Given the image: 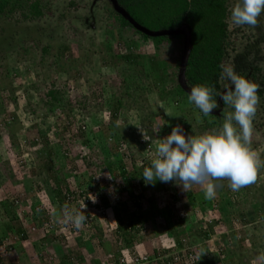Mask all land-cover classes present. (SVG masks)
Here are the masks:
<instances>
[{
  "label": "trees",
  "instance_id": "obj_1",
  "mask_svg": "<svg viewBox=\"0 0 264 264\" xmlns=\"http://www.w3.org/2000/svg\"><path fill=\"white\" fill-rule=\"evenodd\" d=\"M233 7V0H0V144L7 142L6 145L14 148L15 132L13 133L11 124L15 120V113L18 115L21 112L28 116L31 130L25 134L24 142L34 149L32 153L40 161L37 173L34 174L40 182L31 183L29 178L24 177L22 183L25 187L30 183L33 187H39V184L47 186L51 202L57 204L54 212L56 219L63 217L62 208L65 205L69 206L73 200L81 198L80 191L70 188L69 181L76 171L82 181L87 177L86 186L93 187L98 192L100 201L106 207L112 205L115 208L118 202L128 205L135 199L140 200L139 203L134 202L138 209L143 202L152 204L151 198L155 197L156 192L151 190L159 187L161 181L146 184L142 177L144 168L150 167L152 160L156 158V146L159 144L151 126L161 116L162 120L170 123L165 125L170 134L177 125L181 126L186 137L199 136V132L208 129L220 131L227 113L233 112L234 108L225 105L219 95H214L220 106L205 116L194 104L189 103L188 97L191 88L197 85L214 87L216 93L221 94L225 92L226 86L233 87L234 90L230 80L221 79V64L232 65L238 74L262 86L258 92L260 103L253 121L251 139V148L257 150L261 140L255 141L254 136L261 128L264 129V70L259 66V57L262 56L261 50L264 47V13L258 18L256 27L236 26L230 19ZM80 14L83 17L78 19ZM78 21L81 26H77ZM87 30L95 33L88 34ZM56 38L63 43L53 52L50 41ZM84 41L88 46L97 47L98 52L93 51L98 57L96 61L91 60L89 57L92 56L88 54L79 57L73 53L69 55L72 46L79 48ZM31 69L34 70L35 84L29 88L13 85L14 78H20L26 73L25 70ZM52 70L56 75L54 80L49 76ZM89 72L98 77V90L92 89L93 79L89 77ZM180 75L183 77L182 85L179 82ZM148 81L151 85L147 84ZM70 83L78 85L82 90L81 96H77L78 100L72 105L84 111L83 123L86 124L78 127L75 133L69 132L67 125L62 127V132H55L53 116L62 113L63 103L69 101L68 93L72 92L68 90ZM151 91L157 95L158 107L154 106L148 116H140L139 119L140 126L151 137L149 140L137 138L136 141L143 143L149 153L155 152V156L147 159L141 155L137 162L135 158L140 156L139 152L135 158L121 152L125 138L123 140L115 123L130 113L138 117V102ZM20 97L26 103L23 110H16ZM98 98L103 100L99 103L100 107L94 114H88L87 108L96 106L94 102ZM32 100L36 101L37 107L44 108L43 119L36 118V107ZM8 102L14 106V113L8 112ZM102 110L107 115L97 121L96 117ZM68 119L67 123L71 124L72 120ZM140 120L151 124L142 126ZM122 122L132 132L135 129L138 131L139 124H129L127 119ZM25 123L28 124L27 121ZM51 132L54 139H49ZM133 137L138 136L133 134ZM75 139H78L81 150L75 146ZM259 156L264 158V148ZM69 163L72 165L68 170L70 173H65ZM7 167V161L0 162V170L6 181L14 176ZM106 174L108 178L111 176L110 181L101 185L102 176ZM226 180L218 182L221 184ZM135 188H139L140 193L133 197L130 189ZM251 189L253 192H250ZM236 192L241 193L243 204L248 203L244 212L241 208L234 207L228 197L220 195L218 190L217 197L223 206L235 210L236 216L244 223L246 219L253 218L249 212V200L254 201L253 208L257 209L255 201L258 196L263 199L264 180ZM146 193L150 195V199L145 197ZM214 199L217 201L216 197ZM187 202L188 205L195 204L193 196L185 204ZM21 203V199L15 196L0 199V247L5 245L10 234L13 238L17 236L16 242L0 251V256L14 249L16 253H25L19 243L28 238V231L31 230L20 223L26 217L37 220V233L42 234V238L38 239L40 242L51 233L47 210H40L39 206L25 202L28 211H22L19 207L23 204ZM201 204L195 205L194 211L200 213L206 207H217L204 200ZM260 207L264 210V199L260 202ZM157 214L166 219L170 215L164 210L157 211ZM115 219L113 235L126 238L129 235L127 227L118 214ZM133 219L137 220L136 217ZM221 221L224 226L232 223L227 214L223 215ZM261 221L264 225V218ZM143 222L146 223L147 219ZM44 223L50 231L43 232ZM69 224L65 218L60 221L61 228ZM133 227L135 226L129 225V230L134 229ZM212 227V224L208 225V231H201L198 236L189 233V228L178 229H181V233L188 234L186 241L192 247L199 243L201 237L207 239ZM172 231L169 228L170 236ZM180 238L176 244L183 251L187 243L185 244V238ZM229 238L225 236L226 240ZM229 240L228 244L218 246L214 259L209 260L210 264H222L224 258L227 260L225 264H235L236 260L242 262L244 257L237 253L234 243ZM126 245L130 246V242ZM173 247H165V250L154 253L157 259H153L150 254L143 255L147 261L141 264H166L167 260L163 258L175 250ZM32 253H25L24 261L20 258L22 264H34L31 262L34 256ZM39 253V257L43 256L42 252ZM61 261V264H70ZM113 262L119 263V260L114 259ZM0 264H3L2 260Z\"/></svg>",
  "mask_w": 264,
  "mask_h": 264
},
{
  "label": "rangeland",
  "instance_id": "obj_2",
  "mask_svg": "<svg viewBox=\"0 0 264 264\" xmlns=\"http://www.w3.org/2000/svg\"><path fill=\"white\" fill-rule=\"evenodd\" d=\"M237 0H233V6L236 4ZM77 17V16H76ZM83 17L81 14L77 17L78 19ZM82 20V19H80ZM81 26L79 21L77 22V26ZM8 27H6L7 29ZM5 29V30H6ZM88 34H93L95 31H89L87 30ZM53 46V52L57 50V47L60 46L63 42L59 39H54L50 41ZM98 43V40H97ZM83 45L79 48H76L75 46L71 47V52L69 55H72V53L76 56H84L85 54H88L92 57L91 60L96 61L98 57L93 54V51H97V47L88 46L87 42H83ZM146 48V47H145ZM149 49V47H148ZM90 50V51H89ZM90 52V53H89ZM262 56L259 57V66L262 67L264 70V47L261 50ZM250 57V56H246ZM3 66V65H2ZM3 68V67H2ZM22 68V67H21ZM2 69H0L1 71ZM20 78L16 79L14 78V86H25V87H31L33 84L36 83V79L34 76V70L31 69L29 71H26ZM89 77L93 79L92 83V89L98 90V86L96 85L97 76L96 74H93L91 72L88 73ZM50 78L54 80L56 78V75L54 74L53 70L49 74ZM50 80V79H49ZM179 82L182 85L183 84V77L179 76ZM148 85H151L150 81L147 82ZM165 84H168L165 82ZM169 86V84L167 85ZM69 91H72L68 93L69 101L67 103H63L62 105V113H56V115L53 116V120L55 122V132L56 130L59 132H62V127L67 125L68 131L74 132L77 130L78 127L85 125L86 123L83 120V116L85 115L84 111H81L80 108H78L73 102L78 100L77 96H81L82 90L78 88V85H75L74 83H70V86L68 87ZM190 93V92H189ZM33 94V93H32ZM88 95V94H87ZM37 99V97H36ZM20 97V100L18 101L16 105V110L18 108L20 110H23L24 103H26V100ZM157 95L155 92L151 91L144 95L142 99L139 100L137 107L138 109V117L133 116L132 113L129 115H126L120 119L117 120L115 123L118 126V129L120 131V134L123 137V140L125 138V144L121 146V152L123 154H129L131 157L140 154V156L136 157L137 162L141 159L142 156L145 157V154L152 158L155 156V152L149 153L146 151V146L143 145L140 141H136L137 138L144 139V132L146 133L145 129L142 128L139 124L140 116H148L151 108H154V106L158 107L157 103ZM96 102V103H95ZM94 104L96 106H89L88 114H93L96 112V110L100 107L99 103L103 102L102 99L98 98L97 101H95ZM32 103L34 107H36V118L41 117L43 119V115L45 114V110L43 107L35 105L36 101L34 102L32 100ZM8 112L14 113L15 109L12 104L9 102L7 103ZM101 113V114H99ZM98 116L96 117V120H102L104 119L107 114L104 110L99 112ZM29 114V113H28ZM30 115V114H29ZM15 120L11 124L13 133L15 132V147L4 144H0V162L7 161L8 167L7 170L10 169V171L13 173V178L9 179L8 181L5 180V178L2 176L1 170H0V199L4 198H10L12 196L17 197L18 199H21L22 205L19 206L21 210L28 211V206L25 202L29 203L31 205H36L37 207H40V210L46 209L47 218L50 217L49 226L51 225V233L50 235H47L45 237L46 239H43L44 241L40 242L38 239H41L42 234L37 233L36 225H39L37 220L33 219L32 217H26L23 219L22 225L23 227L27 229H31L28 231V238L19 244L22 246V248L25 250V253H32L34 256L31 259V262L34 264H61L60 259L62 252H64V260L66 263L69 262L70 264H80L78 262L77 256L79 255V248L81 247V243L85 242V240L89 239L88 241L93 245L92 248L95 250H103L102 248V239H108L111 247L110 250L112 252H109V256H105V254L102 257L99 255V253L93 255L92 257H88L87 261L89 260V264H111L112 260L116 259L118 256H121V252L123 255L128 257V253L130 255H152L153 259L154 253L163 251L165 247H176V242L178 239L185 238V244L187 243L186 238L188 237L187 233H181L178 228H183L186 230V228H189L188 232L194 235H200L199 232L201 231H208V225L212 224V231L209 233L210 236L205 239L204 237H201L198 244L194 245L197 246L198 256L196 258V262L193 264H210L209 260H213V255L217 251L218 246L222 245L223 243L228 244V240L232 243H234V249L237 250V253L241 254L244 259L241 261H235V264H264V233H263V226L262 225V219L264 218V210L260 207V202L264 199L257 198V201H255V204L257 205V209L253 208V202L249 200L250 204V210L251 216L253 217L251 220L246 219V224L241 222V220L236 216L235 210H231L230 207L223 206L224 204L222 201L219 200V198L216 195V199H205L204 196V189L201 185H193V187L188 191L185 192L182 189V185H178L175 180L170 182H160L159 187H154L153 192H156V195L154 198H151L148 193H146V198L153 200L152 204L143 202L141 203V207L138 209L134 206V202L139 203V199H135L134 201H130L128 205L118 202L115 204V208H112L111 206H104L103 203L100 201V198L98 196V192L93 189V187L86 186V182H88L87 177L82 179L79 176V172L76 171V173H73V177H71L70 181V188L74 191H80L81 197L79 200L72 201L69 206H64L62 208V211L65 212V209H67L70 212H74L75 210H79L82 207H85L83 211L85 212V215L87 216V220H85L83 225L77 229L74 228V225L70 222L69 225H66V227L61 228L60 225V217L56 219L55 217V209L57 204H53L52 199L50 198L51 195L47 191V186L39 184V187H33L32 182L37 181L40 182V179L38 176L34 175L37 173V168L40 165V161L35 157L34 149L31 146H28L24 140L26 139L25 134L31 130L29 123H28V116H24L23 113L19 112L18 115L15 113ZM68 117L72 120V123L69 122ZM26 118V119H24ZM127 119L129 121V124L133 125V122H135L138 127V131H131L129 130V127H125L122 120ZM163 117L159 116V118L155 121L154 125L151 127L153 128L154 138L159 139V143L163 141L165 137H167L170 133L166 131L165 125H170L168 121L162 120ZM50 121V119L48 118ZM27 121L28 124L25 123ZM38 123V119L36 120ZM107 122V121H105ZM142 122V120H140ZM150 122L144 121L142 122V126L144 124H149ZM151 124V123H150ZM238 127V126H237ZM45 128V127H44ZM254 136V140L258 141L261 140V143L257 145L256 152L262 153L264 148V136H263V130ZM34 136V130L32 131ZM219 132V130L214 131L211 129L205 130L203 132H199V135L203 134H215ZM134 135H137L138 137L134 138ZM147 135V133H146ZM148 136V135H147ZM30 137V138H32ZM149 138L151 136H148ZM54 139V136L51 132L49 135V139ZM78 139H75L74 144L77 147L78 150H81L80 145L77 142ZM123 141V142H124ZM6 145V146H5ZM252 147V145H251ZM3 150V153H2ZM142 155V156H141ZM70 159V158H69ZM262 161H264V158H260ZM71 160V159H70ZM136 162V163H137ZM72 165L69 163L68 168L65 170V173H70V168ZM33 168L35 170H33ZM1 169V168H0ZM3 170V169H2ZM6 170V172H7ZM33 170V171H32ZM40 176V175H39ZM27 177L30 179V184H28L26 187L23 186V178ZM264 180V168L260 169L259 172V178L257 182ZM106 181H110L107 174L105 176H102V183L101 185H104ZM104 182V183H103ZM217 184V189L220 195H224L228 197L230 203L234 207H239L243 210H246L247 204H243V198H241V193H238L236 191H232L230 188V181L226 180L223 181L221 184L218 181H215ZM262 183V182H261ZM35 188V189H34ZM39 188V189H38ZM162 188L163 190H161ZM156 189V190H155ZM158 190V191H157ZM100 191V190H99ZM132 192L133 197L140 193L139 188L130 189ZM250 192H253L251 189ZM249 192V193H250ZM28 195H25V194ZM83 193V194H82ZM189 193V194H188ZM192 194V195H191ZM87 197L88 203H85L84 197ZM126 196V195H124ZM193 196V201L195 204L188 205L185 204L186 201H188V198H191ZM251 196V195H248ZM130 199V198H129ZM202 200L207 201L211 204H215L217 207L215 209H212L210 207H206L202 212L198 213L196 210L194 211V207L202 205ZM256 200V199H255ZM123 201V200H122ZM124 202H126L124 200ZM196 205V206H195ZM98 206H101V208H98ZM70 207V208H69ZM222 209V210H221ZM164 210L168 212L169 217L166 219L164 216L156 215L157 211ZM187 210V212H186ZM255 210V211H253ZM24 211V212H25ZM244 212V211H243ZM120 216L121 220L123 221L124 226L127 227V233H129L126 238H123L121 236L115 237L113 234L115 232V226H116V215ZM25 214V213H24ZM229 217V222L232 221L231 224L226 223L227 225L224 226V222L221 221L223 218V215H226ZM100 218H98V217ZM210 216V219H208ZM134 217L137 218V220L133 219ZM151 217L152 219H149ZM63 218V217H62ZM97 218V219H96ZM147 219V222H143L144 219ZM109 220V221H108ZM211 224H209V221ZM218 220V221H217ZM220 220V221H219ZM176 221V222H175ZM46 222V221H45ZM220 222V223H218ZM43 223V222H42ZM69 222H67L68 224ZM223 224V225H222ZM45 225V223H44ZM43 225V226H44ZM129 225H134V229L129 230ZM102 227H104V231L102 232ZM169 228H172V236L169 235L168 231ZM136 229L139 231L136 232ZM182 229V230H183ZM43 232H46L49 230L47 225H45L42 228ZM50 231V230H49ZM0 233H1V226H0ZM41 234V235H40ZM185 235V236H182ZM197 235V236H198ZM229 236L230 238L228 240L225 239V236ZM131 237V238H129ZM16 237L13 238V235L8 236V241L4 242V246L0 247V251H3L4 247L11 245L12 242H16ZM232 240V241H231ZM54 242H56L54 244ZM127 242H130V246L126 245ZM54 244V245H53ZM188 245V243L186 244ZM56 246V247H54ZM33 247V248H32ZM178 247V246H177ZM7 248V247H6ZM179 248V247H178ZM181 248V247H180ZM57 249V250H56ZM165 250V249H164ZM36 252H42L40 256V253L36 254ZM127 251V252H125ZM59 255H57V253ZM97 252V251H96ZM166 252V251H165ZM24 252L16 253V249L13 251L3 254L0 256V260H2L3 264H22L21 260L24 261L26 258H23L26 254ZM216 255V254H215ZM21 258V260H20ZM157 259V258H156ZM61 261V262H62ZM227 260L224 258L222 260V264H225Z\"/></svg>",
  "mask_w": 264,
  "mask_h": 264
},
{
  "label": "clouds",
  "instance_id": "obj_3",
  "mask_svg": "<svg viewBox=\"0 0 264 264\" xmlns=\"http://www.w3.org/2000/svg\"><path fill=\"white\" fill-rule=\"evenodd\" d=\"M262 13L264 0H237L230 19L236 26L256 27ZM220 67L223 69L221 79L230 80L234 90L233 87L226 86L225 92L221 94L216 93L214 87L197 85L191 88L188 100L208 116L220 106L214 99V95H219L223 103L234 108V111L227 113L222 129L215 134L186 137L180 125L174 127L171 134L156 146V158L152 160L151 166L143 170L142 177L146 184H154L157 180L165 183L175 180L185 192L193 185H201L205 199L211 200L217 195L215 181L227 179L232 191H239L257 182L260 169L264 168V161L251 148V139L253 121L260 103L258 92L262 86L238 74L232 65L221 64ZM144 139H150L145 132ZM145 157L150 158L149 154H145ZM84 199L89 204L86 195ZM84 208L74 212L65 209L60 221L65 218L66 222H71L74 228L79 229L87 219ZM177 246L176 244L173 247L175 250L166 254L163 259H169L173 253L181 251ZM183 248L197 246L186 245ZM120 252L121 256L115 261H129L133 257L143 256L128 254L127 257Z\"/></svg>",
  "mask_w": 264,
  "mask_h": 264
},
{
  "label": "built area",
  "instance_id": "obj_4",
  "mask_svg": "<svg viewBox=\"0 0 264 264\" xmlns=\"http://www.w3.org/2000/svg\"><path fill=\"white\" fill-rule=\"evenodd\" d=\"M210 217V216H209ZM196 248H189V249H183V251H177L173 253L171 256H169V259L166 257L165 261L167 260L166 264H193L196 262V258L198 256V252L196 251ZM184 258V260H182ZM147 261V258L145 256H137L131 258L129 261L126 259H120L119 263H113V264H123L124 262H130L132 264H141L142 262Z\"/></svg>",
  "mask_w": 264,
  "mask_h": 264
},
{
  "label": "crops",
  "instance_id": "obj_5",
  "mask_svg": "<svg viewBox=\"0 0 264 264\" xmlns=\"http://www.w3.org/2000/svg\"><path fill=\"white\" fill-rule=\"evenodd\" d=\"M101 229H102V232H103L104 231V227H102ZM88 240L86 239L85 242H82L81 245H80L81 247L78 249L79 250V253H78L79 255L77 256V258H78V262H80V264H89V260L87 261L88 257H92L93 255H95L97 253H99V255L102 256V257L109 256V252H111V250H110L111 245L109 244V242H108L109 240L108 239H105V240L102 239V248H103L102 251L98 250V249L95 250L94 248H92L93 245ZM55 243L56 242H54V244ZM54 247H56V246H54ZM125 252H127V251H125ZM59 253L60 252H58L57 255H59ZM63 253L64 252H62V254L60 256L61 257L60 259L63 258V256H64ZM104 254H105V256H103Z\"/></svg>",
  "mask_w": 264,
  "mask_h": 264
},
{
  "label": "water",
  "instance_id": "obj_6",
  "mask_svg": "<svg viewBox=\"0 0 264 264\" xmlns=\"http://www.w3.org/2000/svg\"><path fill=\"white\" fill-rule=\"evenodd\" d=\"M151 35H156V34H151ZM186 56H187V53L185 54V58H184V60L186 59Z\"/></svg>",
  "mask_w": 264,
  "mask_h": 264
}]
</instances>
